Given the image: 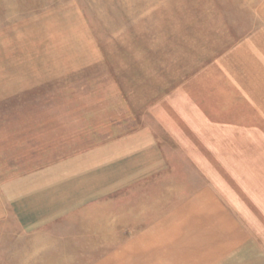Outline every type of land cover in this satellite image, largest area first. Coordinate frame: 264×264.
I'll list each match as a JSON object with an SVG mask.
<instances>
[{
  "label": "rangeland",
  "instance_id": "obj_1",
  "mask_svg": "<svg viewBox=\"0 0 264 264\" xmlns=\"http://www.w3.org/2000/svg\"><path fill=\"white\" fill-rule=\"evenodd\" d=\"M263 28L264 0H0V264H170L238 187L221 130L264 126L217 65Z\"/></svg>",
  "mask_w": 264,
  "mask_h": 264
},
{
  "label": "crops",
  "instance_id": "obj_2",
  "mask_svg": "<svg viewBox=\"0 0 264 264\" xmlns=\"http://www.w3.org/2000/svg\"><path fill=\"white\" fill-rule=\"evenodd\" d=\"M235 49L217 64L221 66L218 71H226L231 76L241 78L243 74L251 73L257 78L259 86L264 85L260 84L264 68L256 71L240 69L242 53L254 55L256 62L264 66V28ZM239 84L244 83L232 81L224 86L228 85L227 88H230ZM236 129H232L231 133L222 129L220 136L236 138V153L240 154L236 161L240 175L237 176L238 187L231 193L212 194L214 196L209 194L208 199L205 198L208 203H203L204 208H199L202 210L200 213L193 214L194 217L202 215L203 220L193 222L185 240L172 241L171 248L175 251L170 264H264V126L259 128L256 124L247 126L242 123ZM212 198L233 203L236 210L234 219L229 220L232 217L224 206L216 209L211 202ZM213 211L219 214H211ZM90 215L92 219L99 217V213L94 211ZM51 219V216L45 217L38 224L43 223L46 226ZM62 219L67 222V215L60 216V220ZM118 255V252L108 255L106 264H115Z\"/></svg>",
  "mask_w": 264,
  "mask_h": 264
}]
</instances>
